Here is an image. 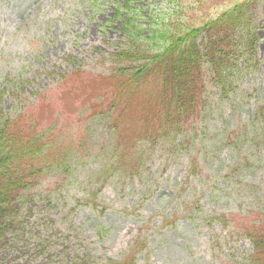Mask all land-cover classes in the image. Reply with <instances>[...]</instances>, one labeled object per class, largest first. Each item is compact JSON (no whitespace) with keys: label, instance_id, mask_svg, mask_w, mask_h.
<instances>
[{"label":"rangeland","instance_id":"374dc122","mask_svg":"<svg viewBox=\"0 0 264 264\" xmlns=\"http://www.w3.org/2000/svg\"><path fill=\"white\" fill-rule=\"evenodd\" d=\"M125 1L0 0V129L23 149L45 132L38 156L15 163L23 179L24 167L40 172L0 212V264H255L264 0L228 17L244 0H182L178 14L209 33L159 60L122 33ZM149 3L170 24L169 0ZM190 44L200 62L182 79L173 68ZM176 106L172 125L161 111ZM24 115L36 129L13 122Z\"/></svg>","mask_w":264,"mask_h":264},{"label":"trees","instance_id":"16d2710c","mask_svg":"<svg viewBox=\"0 0 264 264\" xmlns=\"http://www.w3.org/2000/svg\"><path fill=\"white\" fill-rule=\"evenodd\" d=\"M133 1L134 0H126L121 5L114 7V11L117 12V15L121 19V31L122 33L131 36L132 38L141 39L145 43H148L151 53L156 54V56L154 57L157 60H159L160 57H162L161 59H163V56L171 53L173 48H177V52V45L181 41L182 45L180 49L183 50V45L185 46V42L191 39V42H194L196 38L193 39V37L195 35H198L199 31L203 30L205 35L206 32L209 33L211 23L208 24V22L204 21L203 23L199 24L197 28L190 27L189 24L185 21L186 16H184L183 13L178 14L183 8V2H181L182 0H169V8L174 12L172 13L173 16L169 20L170 24H165V26L161 24L159 25V22L155 20L156 18L152 11H147L148 7L150 6L149 0L147 1V4H145V6H141L140 8L139 6L133 5ZM249 1L250 0H244V2L239 3V5H234L232 8L233 11H230L223 16L228 17L234 11L239 12V10L243 8V6L250 4ZM199 3L200 0H196L192 2L191 5L194 7L198 6ZM117 4L119 3L117 2ZM174 7L178 8V10L174 9ZM200 11L201 8L199 7L193 8V13L195 14H200ZM144 13H146L145 16ZM174 16L176 18H174ZM148 18L151 20H148ZM142 20H146L147 23L150 21L151 23L145 26L144 23H142ZM183 26H186L188 28L186 32L182 30ZM186 51L187 53L183 57V65L175 64L173 68V70L178 73L179 77H181L182 79H186L187 76L190 75L192 76V74H194L196 64L200 62L199 55H197L198 51L197 49L191 47V44L186 47ZM162 64L168 67V62L167 64ZM119 92L120 91H116V93L114 92L115 95L111 97L112 99L110 98V100L107 102L106 106H108L110 109L115 108L116 97ZM155 93L157 92L150 91V95ZM138 97L133 100L138 99ZM105 102L106 100L104 101V103ZM163 111H167L165 115L170 124L173 125L174 122L179 123L181 121L182 114L180 113L181 109L179 106H176V108H174L172 111L162 108L161 112ZM13 122L21 124L27 122V125L25 126H27L29 129L32 127H35V129L37 128V125H35V123H33L30 118L26 119L25 115L19 117L17 119V122ZM8 131V124L0 129V149L2 148L0 152V212L9 210V205L12 204L11 202H14L17 197H19V194L24 189L25 185L32 183L31 177L36 176L40 172V168H35L32 165L31 167H24L27 172L29 170L31 172H28L30 175L23 179L22 176H15L16 172L14 170L15 167L17 168V165L22 163L25 159L34 157L35 155L38 156L37 154L41 148L37 149L36 146L40 145V140L45 136V132H43L39 136L37 135L38 138L30 142L29 144H26V148L23 149V141L20 142L16 140L13 133H11V136L8 135ZM158 136L159 134L154 135L153 137L156 138ZM149 137L150 135L148 136V138ZM32 159L34 158H31V160ZM19 170L22 173L25 172L24 169ZM260 228L261 230H263L262 226H260ZM258 229L249 232L248 238L252 239L254 245L255 252L252 255V257H254V263L264 264V230L260 232L262 234H259Z\"/></svg>","mask_w":264,"mask_h":264}]
</instances>
